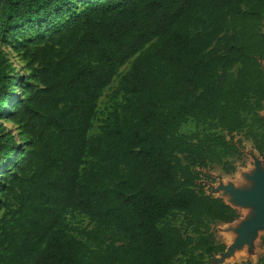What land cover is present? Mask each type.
Wrapping results in <instances>:
<instances>
[{
	"label": "trees",
	"instance_id": "trees-1",
	"mask_svg": "<svg viewBox=\"0 0 264 264\" xmlns=\"http://www.w3.org/2000/svg\"><path fill=\"white\" fill-rule=\"evenodd\" d=\"M0 35L30 73L0 49V119L20 132L0 129V264L226 251L212 226L240 214L204 183L245 141L264 164V0H0Z\"/></svg>",
	"mask_w": 264,
	"mask_h": 264
},
{
	"label": "rangeland",
	"instance_id": "rangeland-1",
	"mask_svg": "<svg viewBox=\"0 0 264 264\" xmlns=\"http://www.w3.org/2000/svg\"><path fill=\"white\" fill-rule=\"evenodd\" d=\"M11 38L5 39L4 37H1L0 35V49L5 53V55L8 57L10 62L13 64L16 73L20 76H28L30 73L26 70V64L21 61V59L14 54L12 50L13 43L11 42ZM129 66H125L121 69V73H125L128 70ZM118 84V79H115L113 84L109 89H107L104 93L103 98L100 100L99 104V110H100V116L98 117V121L95 123V129L93 130L92 134L96 133V129L100 125V120L103 118V113L107 110L109 106V96L111 93L115 90L116 86ZM262 115L264 116V111L262 112ZM0 129H4L8 132L13 133L19 138V130L16 125L9 122L6 119H0ZM197 126L194 121H189L187 124H185L181 132L184 134H192L196 131ZM257 163L261 164V168L264 170V165L262 162L261 157L257 153L256 150H254L253 145L251 142L245 141L244 147H243V157L242 159L238 160L237 170L235 173L231 175H227L223 172V170L215 166L210 171L209 174L213 178V182H205V188L206 191L210 194H213L217 197H222L226 203L232 204V197L230 195H225V191L222 189L225 186L234 185V182H240L242 183V179L238 178L244 174H254L256 171V165ZM252 176V175H251ZM246 182H250V180ZM243 185L247 184L245 182L242 183ZM235 186V185H234ZM237 188L241 187V189H244L246 186H235ZM249 189V185H247L246 189ZM240 214V218L235 221L232 224H223V223H216L212 226L213 231L215 233L216 241L220 244H224L226 246V251L228 249L229 244L232 243V238L230 239L229 234L233 231L235 226L241 225V223L247 219H250L253 216V213L249 215V210L243 209V208H236ZM72 224L74 226H77L79 228H85L90 227V223L87 218L81 215H75L74 218H72ZM240 227V226H239ZM237 238V237H235ZM254 250L252 253H244L243 250L238 252L235 257L223 261L222 254L217 255L211 260V264H259V261L264 258V232H262L258 238H256L253 242ZM225 251V252H226Z\"/></svg>",
	"mask_w": 264,
	"mask_h": 264
},
{
	"label": "water",
	"instance_id": "water-1",
	"mask_svg": "<svg viewBox=\"0 0 264 264\" xmlns=\"http://www.w3.org/2000/svg\"><path fill=\"white\" fill-rule=\"evenodd\" d=\"M261 167V164L257 163L255 173L248 177V180L254 183L249 189L237 188L232 184L222 188L225 195L232 197V204L229 205L240 209H253V216L243 221L236 231L238 236L235 246L238 247L244 244L253 245L254 240L262 233L259 232L264 231V170ZM234 250L232 247L222 253L223 261L231 256Z\"/></svg>",
	"mask_w": 264,
	"mask_h": 264
},
{
	"label": "bare ground",
	"instance_id": "bare-ground-1",
	"mask_svg": "<svg viewBox=\"0 0 264 264\" xmlns=\"http://www.w3.org/2000/svg\"><path fill=\"white\" fill-rule=\"evenodd\" d=\"M251 175H253V174H251V173H250V174H244V175L238 177V178L242 179V181L245 182V183H247V184L243 185V184H242L243 182H242V183H240V182H236V183H235V182H234V185H235V186H238V187H239V186H246V187H247V185H249V187H252V185L254 184L252 181H250L249 183L246 182V181H247V178L250 177ZM248 181H249V180H248ZM228 185H229V184H228ZM246 187H245V188H246ZM239 188H241V187H239ZM246 210H249V215H251V213H253V209H252V208H248V209H246ZM239 226H240V225H239ZM239 226H238V225L235 226L234 229H233V231L229 234L230 239L232 238L233 240H232V243L229 244L228 249L233 247L235 250H234L233 254L227 258V260H229V259L235 257V255H236L238 252H240L241 250H243L244 253H252L253 250H254V246H255V245L244 244V245H242V246H240V247L235 246L236 239H237V238H235V237L238 236L236 231H237V229L239 228ZM261 232H264V231H260L259 233H261Z\"/></svg>",
	"mask_w": 264,
	"mask_h": 264
}]
</instances>
